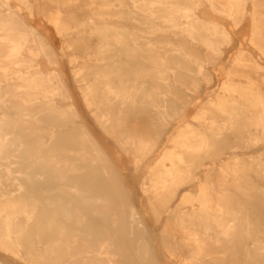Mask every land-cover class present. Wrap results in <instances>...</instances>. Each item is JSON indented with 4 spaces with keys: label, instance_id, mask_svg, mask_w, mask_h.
Segmentation results:
<instances>
[{
    "label": "bare ground",
    "instance_id": "6f19581e",
    "mask_svg": "<svg viewBox=\"0 0 264 264\" xmlns=\"http://www.w3.org/2000/svg\"><path fill=\"white\" fill-rule=\"evenodd\" d=\"M21 11L32 0H0V264H264V65L241 47L264 60V0L44 1L83 108L125 162Z\"/></svg>",
    "mask_w": 264,
    "mask_h": 264
},
{
    "label": "rangeland",
    "instance_id": "374dc122",
    "mask_svg": "<svg viewBox=\"0 0 264 264\" xmlns=\"http://www.w3.org/2000/svg\"><path fill=\"white\" fill-rule=\"evenodd\" d=\"M44 1L45 0H32V5H33L32 15L27 14L25 11H21L23 18L26 21V24L35 28L37 33L39 35H41L42 37H44L45 40H47L50 43V45L53 47V49L57 52V57L59 58L58 61H59V65H60V71L62 73L63 79L65 80V84H66L67 88L69 89V91L72 95V99H73L75 106L77 105V110H78L79 114L81 115V118H82L84 124L87 126H90L88 128V130L91 133H93L94 136L98 137L97 142L100 145L103 144L102 146L108 147L112 154L118 155L120 157V159L123 162H125V160H126L125 154L120 152L116 148V145L114 144L113 139H111L110 137L104 136L105 134L103 135L101 133V131L95 126V124H94L93 120L91 119V116L89 115V113L87 111H85V109L83 108L77 85L75 84V81H74L73 76H72V70L71 69H73V68L67 62V51H66L64 45L62 44L60 37H58V35L55 33L53 25L44 18L43 11H42ZM10 5L12 7H14V6H16V3L14 1H11ZM212 19L219 22V23H224V24L228 23L227 21H225V19H223L222 17L217 16V15H214L212 17ZM243 28H246L245 24H244ZM246 44H247V36L245 37V40H243L241 47L247 48L249 53H250L251 58L254 60H257L260 64L264 65V60L262 58L260 59V57L258 56V53L254 49L247 47ZM232 52H233V50H231V53ZM39 64L43 67V69H48V67L44 64L43 61H39ZM221 78H222V75L219 73V75L216 76L215 82H213L211 85H208V86H206L204 84L201 85V91H200L201 94L199 93V96H197L195 98L194 103L192 104L191 108L188 109V111H187L188 115H191L192 112L195 111L198 104L200 102H202L203 98L206 95L213 96L212 93H214L216 91V88H217L218 83H219ZM187 116L182 118V120L184 121L187 118ZM179 120H180V122H179ZM179 120L174 123V126L171 128L170 133L167 134V137L170 136V134L183 122V121H181V119H179ZM261 149H262V145H258V146H255V147L249 149V150L238 149L234 152L238 155H242V156L245 155L246 156L247 154H252V155L257 154L259 151H261ZM157 152L153 155V157L150 160H148L149 163L146 166L144 165V168H147L151 164V162L156 157ZM225 154H226L225 156L216 160L215 164H219V163L227 161V155L232 154V152L228 150L227 152H225ZM205 163L207 165L211 164L208 161H206ZM207 168H208V166H207ZM126 172L129 174L130 178L133 177V178H139L140 179L142 177V174H143L140 170L135 171L132 168V166L128 167ZM186 190H193V189L191 188V186L185 187V188L181 189L179 191V193L186 191ZM172 204L175 205L174 203H172ZM170 207H172V206H170ZM166 217H167V213H165L161 216V219L159 222H157L156 224L152 223L151 225L150 224L149 225L155 227V231L158 232V230L161 229V226L164 223V220ZM159 257H160L159 259L161 260V262L164 261V262H167V264H178V262H179V259L174 260V259L170 258L169 256H167L166 254H164L163 252L161 254H159ZM179 257H181V255H179Z\"/></svg>",
    "mask_w": 264,
    "mask_h": 264
}]
</instances>
